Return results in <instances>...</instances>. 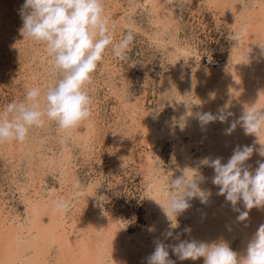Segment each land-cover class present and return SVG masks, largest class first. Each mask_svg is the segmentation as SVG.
I'll return each mask as SVG.
<instances>
[{"label":"rangeland","instance_id":"rangeland-1","mask_svg":"<svg viewBox=\"0 0 264 264\" xmlns=\"http://www.w3.org/2000/svg\"><path fill=\"white\" fill-rule=\"evenodd\" d=\"M23 3L0 0V109L23 100L27 89L38 87L43 92L59 78L44 46L20 33ZM102 3L114 40L128 31L134 39L124 59L107 49L85 85L91 98L90 118L64 131L49 122L32 129L24 143L0 144V264H35L38 258L36 264H84L80 256H88V251L94 255L85 260L87 264H145L156 239L177 243L165 238L169 221L162 207L168 206L172 195H179L170 184L185 171L189 179L198 177L199 187L211 194L207 203L199 198L190 201L191 207L177 218L174 234L208 243L224 240L243 254L249 240L247 223L239 222L232 205L217 195L211 182L214 170L203 161L221 157L226 163L237 146L258 150L260 145L239 126L225 134L233 116L202 126L197 114L240 110L234 107L236 85L227 71L239 62L242 41L250 30L264 29V0ZM236 33L242 34L239 46L228 39ZM260 51L247 66L253 80L245 92L247 103H256L264 91V49ZM242 73L240 69L237 74ZM263 100L262 93L257 103L264 104ZM260 142L264 143V134ZM60 198L69 202L62 215L51 209ZM34 207L40 210L38 215ZM260 210L264 221V209ZM57 216L69 224L66 234L71 243L48 234L43 245L38 243L40 249L35 248L37 226L46 229ZM88 219L97 220V231L83 235V225L78 233L69 228L74 220ZM185 228L190 231L184 232ZM87 235L94 240L91 247ZM169 254L176 264H204L203 258L180 261Z\"/></svg>","mask_w":264,"mask_h":264},{"label":"clouds","instance_id":"clouds-1","mask_svg":"<svg viewBox=\"0 0 264 264\" xmlns=\"http://www.w3.org/2000/svg\"><path fill=\"white\" fill-rule=\"evenodd\" d=\"M19 15L21 35L44 46L59 78L43 92L38 87L27 89L23 100L9 102L0 109V144L24 143L32 129L43 128L49 122L64 131L89 119L91 98L85 85L107 49L111 48L116 58L124 59L134 39L128 31L119 41L114 40L102 0H24ZM241 35L229 34L228 39L239 46ZM262 93H258L259 99ZM257 102L245 106L225 134L231 135L239 126L245 135L257 137L260 148L237 146L226 163L221 157L203 161L214 170L211 182L218 188L217 195L232 205L241 223L248 220L252 209H264V159L258 160L254 169L248 164L254 151L264 157V143L260 142L264 134V109H257ZM233 115L218 110L215 114L198 113L197 118L205 126L217 121L224 123ZM198 179H189L186 171L172 179L170 190L179 195H172L162 210L169 221L165 238H173L177 243L154 241V250L145 258V264H176L169 258V249L180 261L203 258L204 264H264V224L248 240L243 254H238L224 240L208 243L181 239L180 233L174 234L177 218L191 207L190 201L199 198L201 203H207L211 194L199 187ZM241 202L242 209L237 207ZM53 207L57 212L66 211L69 202L60 198ZM188 231L190 228L184 229Z\"/></svg>","mask_w":264,"mask_h":264},{"label":"bare ground","instance_id":"bare-ground-1","mask_svg":"<svg viewBox=\"0 0 264 264\" xmlns=\"http://www.w3.org/2000/svg\"><path fill=\"white\" fill-rule=\"evenodd\" d=\"M258 29V30H257ZM259 42H261V43H263L264 44V29H261V28H258V26L257 27H254L252 30H250V32H249V34H248V37L245 39V40H243L242 41V43L245 45H243V46H241V48H243V49H241L240 50V52H241V58L239 59V60H237V61H239V62H236V65L233 67V68H231L230 67V69L227 71V73H228V75H229V77L231 78V79H233L234 80V83H235V85H236V90H235V92H234V94H235V106L234 107H237V109L239 110V111H237V110H235V112H233V118L234 119H236V118H238L239 117V115L241 114V112H242V108H243V106H250V105H252V104H254L255 102H250V103H247L248 101H249V99H247L248 97H247V93L245 94V92L247 91L246 89H248L249 87H250V84H251V82H253V80H252V74L250 73V69H248V64L253 60V58H257V56L259 55V53L261 52L260 50L261 49H264V46H260L259 45ZM261 47V49H259ZM243 61L242 63L240 62V61ZM243 70V73L240 75V76H238V72H239V70ZM259 84H262L261 82H259ZM261 88H263V90H264V85H262L261 86ZM264 92V91H263ZM263 95H264V93H263ZM264 101V100H263ZM262 101H260L259 103H257V105H256V107H257V109H261V105H264L263 104V102L261 103ZM260 107V108H259ZM205 109H206V106H205ZM204 110V106L202 107V111ZM204 113V112H203ZM233 120V119H232ZM240 129V128H239ZM244 132V131H243ZM208 134V133H207ZM256 139V138H255ZM262 159H264V157H260V156H258V155H256V154H254L252 157H251V159L249 160L250 161V165L252 166V168L254 169L256 166H257V164H256V162L258 161V160H262ZM248 161V162H249ZM249 164V163H248ZM39 201V200H38ZM42 202H43V200H42ZM45 202H47V201H45ZM44 202V203H45ZM39 203V202H38ZM194 203V202H193ZM40 204V203H39ZM168 204V203H167ZM50 206V205H49ZM226 206V205H225ZM241 206H242V202H241ZM194 207V206H193ZM227 207V206H226ZM230 207H231V205H230ZM237 207H238V205H237ZM46 208V207H45ZM222 208V207H221ZM233 208V207H232ZM239 208H243V206L242 207H239ZM34 209L37 211H35L36 212V214L38 215L39 214V212H40V210L38 209V208H36V207H34ZM43 209V208H42ZM51 209H54V207H52ZM256 208H254V209H252L250 212H249V218H248V220L246 221V223H247V235H248V238L250 239L252 236H253V234L255 233V231L257 230V228L261 225V224H264V221H263V218L261 219V214H259L260 212H261V210L260 209H258V212H256V210H255ZM45 210H47V209H45ZM193 210V209H192ZM227 210V209H226ZM191 211V210H190ZM224 211V210H223ZM230 211V210H229ZM228 211V212H229ZM42 212V211H41ZM61 212V211H60ZM59 212V213H60ZM236 212V211H235ZM43 213V212H42ZM52 213V212H51ZM54 213V212H53ZM191 213V212H190ZM233 213H234V210H233ZM61 214V213H60ZM236 214V213H235ZM263 214V213H262ZM62 215V214H61ZM237 215H238V213H237ZM56 216V215H55ZM228 216V215H227ZM264 216V215H263ZM60 217V218H59ZM83 217V216H82ZM81 217V218H82ZM40 218V217H39ZM57 218V219H56ZM53 217V223H52V226H49L48 228H46V229H44L42 226H37L38 228H40L39 230H40V232H38V233H36L37 234V237L35 238V240H34V242L35 243H37V247H35V248H38V249H40L39 248V246H38V243L40 244L41 242H45L48 238L47 237H44L45 235H48V234H51V235H54V237H56V238H54L55 240H59L61 243H64L65 244V240H66V242L68 243V241L70 240V238L67 236L68 234H66V232H67V229H66V226H68L67 225V223H66V221L64 222V220L62 221V220H60L61 219V216H57V217ZM62 218H64V217H62ZM81 218H77V219H81ZM84 218V217H83ZM203 218V217H202ZM207 218V217H206ZM52 219V218H51ZM86 219H87V217H86ZM200 220V219H199ZM234 220V219H233ZM232 220V221H233ZM1 221V220H0ZM95 221V222H94ZM217 221V220H216ZM52 222V221H51ZM205 222H206V220H205ZM204 222V223H205ZM69 223V222H68ZM97 220L96 219H88L87 221H85V220H82V221H76V220H74L73 221V223L69 226V228L70 227H72L73 228V232H74V230L78 233L79 231V226L81 227V225H83V227H85L84 228V230H86V231H84V230H81L80 232H82L83 231V235H86V233H93V232H95V230L97 229L96 228V226L95 225H97ZM208 223V222H207ZM105 223H103L102 222V225H101V228H102V226L104 225ZM194 224V223H193ZM209 224V223H208ZM208 224H207V226H208ZM38 225V224H37ZM195 225V224H194ZM196 225H198V223L196 224ZM244 225V224H243ZM98 226V225H97ZM106 226V225H105ZM168 226V225H167ZM206 226V227H207ZM210 226V225H209ZM245 226V225H244ZM99 227H100V225H99ZM108 227H109V225H108ZM121 227V226H120ZM203 227H204V225H203ZM205 227V228H206ZM211 227H213V226H211ZM197 228V227H196ZM195 228V229H196ZM245 228H246V226H245ZM82 229V228H81ZM103 229V228H102ZM150 229V228H149ZM209 228H207L206 230H208ZM212 229H214V228H212ZM239 229V228H238ZM5 230V229H4ZM97 231V230H96ZM173 231H174V229H173ZM209 231V230H208ZM111 232V231H110ZM155 232V231H154ZM154 232H153V234H154ZM162 232V231H161ZM210 232V231H209ZM208 232V233H209ZM208 233H206V235H208ZM211 233V232H210ZM1 234V233H0ZM35 234V235H36ZM108 235H112V233H107ZM4 235V234H3ZM195 235V234H194ZM243 235H244V233H243ZM72 236V235H71ZM88 236V235H87ZM245 236V235H244ZM4 237V236H3ZM15 237V236H14ZM73 237V236H72ZM89 238H88V240H87V242H89L90 244V247L93 245V242H94V240H93V238L91 237V236H88ZM122 237H123V235H122ZM121 237V238H122ZM130 237V236H129ZM141 237V236H140ZM140 237H137V238H140ZM206 237H208V236H206ZM49 238H51V237H49ZM84 238H85V236H84ZM108 238V237H107ZM137 238H135V239H137ZM145 238V237H144ZM153 238H155L154 236H153ZM157 238V237H156ZM9 239V238H8ZM12 239H14V238H12ZM16 239V238H15ZM207 239V238H206ZM5 240V239H4ZM43 240V241H42ZM52 240V239H51ZM57 240V241H58ZM68 240V241H67ZM71 240H73V242H76V240L74 241V239H71ZM85 240V239H84ZM91 240H93V241H91ZM97 240V239H96ZM126 240V239H125ZM157 240V239H156ZM175 240V239H174ZM203 240H205V239H203ZM8 241V240H7ZM10 242L12 241V240H9ZM18 241V240H17ZM49 241V240H48ZM47 241V242H48ZM58 241V242H59ZM121 241V240H120ZM123 241V240H122ZM206 241V240H205ZM6 242V241H5ZM51 242V241H50ZM54 242V241H53ZM176 242V241H175ZM69 243H71L70 241H69ZM110 243V242H109ZM130 243V242H129ZM128 243V244H129ZM165 243V242H164ZM167 243V242H166ZM165 243V244H166ZM2 244V243H1ZM3 244H5V243H3ZM2 244V245H3ZM42 244V243H41ZM53 244V243H52ZM51 244V245H52ZM64 244H60L59 243V245L61 246V245H63L64 246ZM76 244H77V242H76ZM108 244V243H107ZM123 243H121V245H122ZM126 244V243H125ZM143 244V243H142ZM9 245H11V243L9 244ZM43 245V244H42ZM47 245V244H46ZM121 245H119L120 246V248H121ZM6 246L7 247H9L7 244H6ZM13 246V245H12ZM16 246V245H15ZM58 246V245H57ZM77 246V245H76ZM79 246V245H78ZM126 246H128V245H126ZM153 246H154V244H153ZM6 247V248H7ZM24 247V246H23ZM80 247V246H79ZM79 247H77V248H79ZM130 247V246H129ZM10 248V247H9ZM9 248H7L8 249V252L10 251V249ZM32 248V247H31ZM34 248V249H35ZM50 248V247H49ZM57 248V247H56ZM61 248V247H60ZM69 248V247H68ZM93 248V247H92ZM7 249H5V250H7ZM11 249H12V247H11ZM63 249V248H62ZM76 249V248H75ZM121 249H123V248H121ZM32 250V249H31ZM36 250V249H35ZM60 250V249H59ZM72 250H73V248H72ZM89 250V248L87 247V251ZM118 250L120 251V249H119V247H118ZM126 250V249H125ZM129 250V249H128ZM132 250V249H131ZM12 251H13V249H12ZM12 251H10V252H12ZM23 251V250H22ZM25 251V250H24ZM48 251V250H47ZM66 251V250H65ZM78 251L80 252V250H77V256H78ZM87 251H85V252H87ZM93 251V250H92ZM91 250H90V252H92ZM118 251V252H119ZM134 251V250H133ZM171 251V250H170ZM169 251V252H170ZM14 252V251H13ZM43 252V251H42ZM49 252V251H48ZM47 252V253H48ZM67 252V251H66ZM82 252H84V251H82ZM116 252V251H115ZM25 253V252H24ZM36 253H37V251H36ZM44 253V252H43ZM93 253V252H92ZM90 254L89 253V251H88V256H87V254H85V255H82V257L80 256V258H83L82 260H81V262H83L84 261V264H87V262L85 263V260L87 261H90L89 259V256H91V255H94V253L93 254ZM97 253V252H96ZM121 253V252H120ZM120 253H119V255H120ZM124 253V252H123ZM11 254V253H10ZM34 254V253H33ZM42 254V253H41ZM63 254V253H62ZM82 254V253H81ZM80 254V255H81ZM125 254V253H124ZM124 254H122V255H124ZM14 255V254H13ZM27 255V254H26ZM36 254H34V256H35ZM37 255H40V254H37ZM59 255H61V254H59ZM64 255V254H63ZM67 255V254H66ZM75 255V254H74ZM170 255V254H169ZM12 256V255H11ZM10 256V257H11ZM21 256V255H20ZM42 256V255H41ZM117 256V255H116ZM127 256V255H126ZM64 257V256H63ZM71 258H73L72 256H70ZM76 257V256H75ZM79 257V256H78ZM77 257V258H78ZM87 257V258H86ZM94 257H96V256H94ZM93 256L91 257V258H94ZM98 257V256H97ZM120 257H121V255H120ZM124 257H125V255H124ZM130 257V256H129ZM35 258V257H34ZM80 258H78V259H80ZM141 258V257H140ZM36 259H37V256H36ZM43 259H46V258H44L43 257ZM65 259H67V258H65ZM76 259V258H75ZM75 259L74 260H71L72 262L73 261H75ZM98 259V258H97ZM135 259V258H134ZM47 260V259H46ZM61 260V259H60ZM77 260V259H76ZM127 259H125L124 260V262L126 261ZM133 260V259H132ZM140 260V259H139ZM29 261V260H28ZM37 261V260H36ZM39 261H41V260H39V258H38V261L36 262V263H38ZM65 261H67V260H65ZM65 261H63L64 263H65ZM93 261H95L94 259H93ZM99 261V260H98ZM123 261V260H122ZM129 261H131V259L129 260ZM141 261V260H140ZM46 262V261H45ZM76 262V261H75ZM74 262V263H75ZM137 262V261H136ZM34 263H35V260H34ZM35 263V264H36ZM48 263V262H47ZM67 263V262H66ZM69 264L71 263V262H68ZM73 263V264H74ZM96 263H97V261H96ZM140 263V262H139ZM138 263V264H139ZM40 264V263H39ZM72 264V263H71ZM125 264H126V262H125ZM131 264V263H130Z\"/></svg>","mask_w":264,"mask_h":264}]
</instances>
